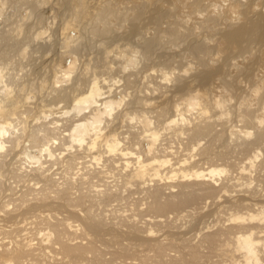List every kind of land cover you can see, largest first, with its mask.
I'll list each match as a JSON object with an SVG mask.
<instances>
[{"label": "bare ground", "instance_id": "obj_1", "mask_svg": "<svg viewBox=\"0 0 264 264\" xmlns=\"http://www.w3.org/2000/svg\"><path fill=\"white\" fill-rule=\"evenodd\" d=\"M7 1L8 0H0V17L1 18H3L2 14H4V11H6V9H7ZM19 1L22 2L19 5L26 4V8H29V14L33 17L31 19L32 20L31 22L27 21L28 19L26 20L27 22L25 21L27 23V24H25L27 27H26V31H23V32H25L24 37H21V38H23L24 41H20L21 38H19V40H17L18 36L16 39H14L13 36H11V34L9 33L10 30L5 31L4 29H1V31H0V115H1V120H0V195H2L1 197L3 199V200L0 199V212L3 213L2 217L0 218V264H18V262H20V260L21 261L23 260L24 263H26V264H28V263L29 264H95L96 262H99L100 257L102 259V260L100 259L101 262H103L104 264H120V263H117L116 261H121L122 259H120V258L126 256L125 255L126 251H124L123 249H126V247H128L127 245H129L131 243L129 240L122 242L123 239H121V240L110 239V241L112 243L109 244L110 246L106 245L104 248H99L100 247V246H98L99 244L97 243L98 244L97 245L95 243V239H98L99 242L106 241L107 236L111 232L109 230L110 228L107 227V225H108L107 221H109V219L112 218V217H110V215L113 214L114 216H117L116 211L113 208L118 203V201H120V198H119L120 196L113 197L112 199H110L111 197L109 198L108 196H105V191H109L108 194L115 192V195H120L119 192H122L121 193L122 196H124L123 193H124V191H126L127 192V197H126L127 199H129L131 196H133L135 194L140 195L142 193L143 195H141L139 197L140 199L137 197L138 200L133 201V203L134 202L136 203L134 208L139 207V209L137 210L138 213L136 212L138 215L142 216L143 212L145 213L144 215H148V214H146V212L151 214L152 219L148 218L147 221L149 220V221L155 222L156 224H162L163 222H165V219L161 218V217H162V215H166V214H167V219L169 217L171 219L175 218V220L179 219L178 221H180L181 219H184L185 216H187L188 212L194 211V212L198 213L200 211L199 209H201V208L198 209L197 207H192L191 205H193L197 199H200L201 196L209 193L208 189H213L214 191H216V189H214V186H215V187L219 188V191L222 189L221 192L223 191V193L225 195H229V194H227V190H226L227 188H225L224 185H220L221 183H219L218 180H222L223 177L226 176L230 172L228 169H226V167L219 166V164L217 165L215 163L220 159L221 160L227 159L229 156H231V153H233V152H227L228 150L223 151V152L220 150H216L218 146L225 147L226 143L231 144L233 142V144H234L236 142L237 144L235 143L236 145L232 151L238 150V152H241V153H247L249 151H253L254 153L253 152H252L253 154L251 153L253 156H250V158L247 157L249 159L248 161L250 164L249 163L248 164L250 165V167H253L255 161H257V159L260 158L259 156L262 153V151L260 152L259 147L264 142V116L257 117V118H255V116H253V114L255 113L257 108H253L254 105L252 103H251V105L253 107L249 106L247 109L244 108L243 111H241V113L239 115L234 116V118H236V119L232 122V124H233L232 126L235 127V125L238 124L239 127H236L238 129V132H234V134H232L233 133L232 132L230 134L232 139L229 142H227L226 137L224 139L222 131H220V132L215 131V127H214V125H212V123L207 122L204 124L196 125L194 130H192L193 132L191 135L192 140H193V138H195L194 139L195 142L192 145H190L189 148L186 149L187 150L186 154H188L189 152H195L196 151L197 154L199 155V158H198L199 160L195 161V163L193 160L192 161L193 163H191L192 165H190L189 162H187L189 157H183L182 160H177V161L172 162V157L170 155H173V156L175 155L171 152L172 147H170L171 150L170 149L168 150L167 147L162 148L160 153L163 154V157H160L159 155L154 153L155 149H157L156 146H157V144L159 142L158 140L160 138V136H159L160 133H159V130L157 129L158 127L157 128L153 127L152 130L150 129L151 130L150 134H149L150 142H148L144 148L142 146H135L138 149V151H136V152H134L132 150L134 148L131 149V147H129V145L125 146V144L122 141V138H119L117 136V134H120V133L116 134V132H115L118 128L116 130L112 129V131H110L111 129H109L107 131V128L109 127L108 125H106V122H108L107 120H112V121H115V119L125 120V117H126L127 119L128 118L130 119V123H131V122L135 121L136 118L139 117V115L137 116L138 113L148 112V109L145 106L146 102L142 99V97H139V95L135 94V95H133L134 98L132 100H129V101L127 100L128 103L126 106H125L126 102H125V94L124 93L120 94L121 93L120 92L119 94H117V95H121L119 100L114 99L115 97L113 98V94H111L113 87L111 86V84H109V81L111 80L113 82L112 84L115 85V84L119 83L122 79L120 80V78H116V77L110 78L106 74H104V76L106 75L109 78L103 77L102 74L97 77L95 75L97 66L94 68H91L94 72H92L93 75H92L91 79L88 76L89 80L85 79L82 76L83 72L81 73V75H79L80 73L74 74L75 73L74 70L77 67L76 62L79 61V56L81 55L80 57H83V55L79 54V52L80 53H84V52L88 53L90 50V46L93 48V45H94V44L90 45L89 42L90 41L92 42V40H94L93 39L94 37H98L100 39H103V38L106 39V38L112 37V36L115 37L117 35L116 31H113V29L111 30L112 27L110 26V22H109V21H111V20H109V18L110 17L115 18V13H117L118 9L116 8V10H113V9H115V6L112 7V5H114L118 2L117 0H113L112 2L107 0V2L104 4L105 10L102 12L98 11L96 13L97 15L95 14L96 17L95 18L93 17L94 19L90 22V26L88 27L89 29H87V30L83 29L85 31V36L87 37L86 41H84V42H77L76 41L77 44L76 43L73 44V42H74L73 41L72 42V44L74 45L73 48L71 47L72 46V44H71V46H70L71 49H69V50L67 49L69 51V54H67V55H69L71 57V64H69L70 62L65 63V65L60 64L62 66L59 67V69L56 68L57 72L55 73V77H53V80H51V83L49 85L50 86L49 94H51V97L49 99L40 97V99H38L34 102L37 104V107H38V105L43 106L45 108V110L43 111L42 116L40 115L36 118L34 117V119H35V120L33 119L34 124H33V126L31 125V130L29 132V135L24 137V133H26V131L24 132L23 129L25 127L20 122L22 119H26L28 117V113H31V112H29L30 110L27 108L26 105H27V103H29L28 99L31 98L30 95H31L32 91L37 89L38 85H40L41 82H46V78L49 76V75L47 76L46 73H48V72H46V68H44L45 61H48V60L45 59L43 61L41 58L40 62H38L40 67L36 64H35V66H34V64H30V67L27 68V70L25 71V74L22 72L24 75L18 76L17 69L15 68L16 66H14L11 63V60L15 56L14 51L17 50V48L14 46H19V44H20L22 46L23 45L26 46V48H27L28 45H32V44L34 45V38H33L34 32L32 33L31 31L36 30V28L38 27L37 25L41 24L39 26H40V28H42V31H39L38 33H40V35L49 33L50 29L52 28L51 26L49 27V23L52 22L51 21L52 19L50 18L51 20H48V22H47L45 19L46 15H43L44 13L40 14V12H39L35 15V12L37 11V9L42 7L41 0H17V3H19ZM61 1L64 2L65 5L68 6V3H69L68 0H60V2ZM128 1H130V0H125L126 3ZM140 1L141 2L139 4H141L144 0H140ZM158 1H159V3H164L165 5H168L169 6L168 9L159 8L157 5L158 8H156V7L152 8V12H153L152 14L149 15L146 13V16L143 18H147L149 20H152L155 18L154 23L156 25V30H159L158 31L159 33L161 30H162V33H165L163 30L168 29V34H165L166 39H164V37L162 35L160 36L161 37L160 40H158V35L154 36L153 38H143V41L141 40V42L139 44V47L141 48V50L132 49L131 54L129 55V59L126 60L127 61L126 64H123L122 62H119V61H114L115 57H118L119 55L116 52H113L114 49H112V47H111V49L107 50L108 52H105L107 55L105 54V58L103 60L104 62L101 64L108 65L107 69H110V68L112 69L114 67L113 64L116 63L122 69V71H124L129 67V63H134L135 61L138 62L136 59L139 55H141V57H142L141 60H143L147 64V59L151 58L152 56H155L156 54H158L159 59H161V60L163 59L162 61H164V62H169V63L174 62L173 61L174 56L171 57L172 55L170 56V54H171L170 52L167 53V54H169L170 57L168 55L164 54L165 51L163 50L162 46H164V45L167 46L168 43L176 45V43L178 44L179 41H182L185 43V44H183V45H185L184 47H186L188 52L196 59L197 64H200L203 67V68L200 67L202 69L198 68L200 70H199L198 74L194 76L196 79V82H198V84L200 86L209 84L211 74L206 70V67L208 66V64H205L206 63L205 52L207 50H209V48H208V46H206V44L204 42L205 41H208L207 43L212 42L213 40H215L216 37H214V39H212L211 37L210 38L205 37V39L203 38V39L199 40L198 38L195 37L194 30H191V29H190L191 32L188 31L189 32L188 36L184 35L181 32V30L179 29L180 23H179V20L176 19V16H175V12H177L178 8L181 11H183V7L185 5H188V6L190 4L193 5L197 1H200V0H193L191 3H189L190 0H184V1H182V0H158ZM160 1H162V2H160ZM202 1H203V5H202L203 8L201 7L202 10L197 12L196 17L202 18V17L206 16L208 13L210 14L212 12V15L208 16L207 18L205 17L204 23L207 21H213V22H216V23H213V25L214 24H215V26L220 25L222 22L219 23V21H220L219 16H221L225 13V11L223 10L224 9L223 7H224V5H226L225 2L227 0H212V2H210L208 0L207 3H204L205 0H202ZM230 1H231V3H230ZM250 1H252V0H246L247 3ZM9 2H10V0H9ZM11 2H12V0H11ZM228 2L229 3H227V2L226 3L231 4L229 6L231 7V10L234 12H235V10L233 8H235L236 4L239 7L241 5L242 8L246 5L244 3L245 0H228ZM123 3L124 2L122 1V4ZM10 4L12 6V3H10ZM45 4H46V2H45ZM61 4H63V3H61ZM249 5L245 6L243 9L246 13H248ZM133 6H135V5L127 6V4H126L123 7L124 8L123 13L127 12L129 15V13H130L129 9H132L131 7H133ZM146 6L148 7L149 5L146 4ZM12 7L15 8L14 5ZM61 7H63V5ZM149 7L151 8V6H149ZM149 7L147 9H150ZM22 8H24V7H22ZM99 8H101V7H99ZM72 9H75V8L72 7ZM72 9L70 8V10H72ZM143 9H145V7L139 8L138 9L139 13L136 11V13H138L137 14L138 16L145 14V13H143ZM75 10H74V13L77 12V9H75ZM221 10L224 13H221L222 12ZM27 12H28V10H27ZM113 12H115V13H113ZM183 12H187V11H183ZM20 13L22 14V12H20ZM47 13H49V12H47ZM72 13H73V11L71 12V14ZM227 13H230L232 15V12H230V11H227ZM242 13H244V12H242ZM29 14L27 13L28 16H29ZM78 14H80V12ZM234 14L236 16H238L239 12L236 11ZM82 15H84V14H82ZM65 16H66V12H65L64 17ZM171 16H172V20L169 22L168 20ZM190 16H191V14H188V17H189L188 22L189 23L192 22V24H193V22L195 20L193 21L192 17H190ZM240 16H241V13H240ZM23 17H27V16H23ZM47 17H50V16L48 15ZM68 17H69V14H68ZM52 18H53V15H52ZM263 18H264L263 12H256L255 11V13H253L250 16V18L248 17L249 20L247 21V23L238 22V25H235L232 22L230 24V27H228L225 31L224 30L222 31L221 36L225 39L227 45H230V44L233 45L234 42H238V41L244 43L245 46H242L238 50H236L237 51L236 52L237 58H241V60H244L245 56L250 55L251 51L256 47V46H251L250 44L251 43L257 44L259 42V37L264 38V30L261 29L262 27H264V25L262 23ZM5 19H7V18L5 17ZM23 19L24 18H22V20ZM62 19H65V18L62 17ZM115 20H117V21H115ZM115 20H113L115 22V24H117V22L119 21L122 25V23H124L126 19L122 20L118 15H116ZM136 20H137V18L135 17L134 22H136ZM57 21L59 22V20H57ZM61 22H62V20H61ZM65 22H67V21H65ZM132 22H133V18L130 19L129 23H132ZM88 23H87V25H88ZM97 23L101 24L102 27L96 26ZM146 23H147V21H146ZM163 23L166 24V27L164 29L160 30L159 27ZM20 26H21V24H20ZM59 26H60V24H59ZM59 26H58V28H59ZM12 29L13 28H11V32H12ZM215 29H217V28L215 27ZM37 30H39V29H37ZM213 31H215V30H213ZM158 32H156V33H158ZM256 33H257V36L256 35L251 36V34H256ZM121 34H122V31H121ZM214 34H216V33H214ZM37 35H39V34H37ZM48 35H50V34H48ZM193 35H194V42H192L189 39V37L193 36ZM66 37H68V36H66ZM120 37H123V36H120ZM41 38H42V36H41ZM134 38H136V37H134ZM178 38H179V40H178ZM118 39H120V38H117V40ZM63 40H65V39H63ZM58 41H60V40H58ZM94 42H95V40H94ZM75 44L77 47H75ZM61 46L63 47V45H61ZM12 47H14L13 49H15V48L16 49L13 50ZM36 47H37V49H35V51L41 50L43 52H46V53L48 52V53H52V54L55 52V50L52 48L53 47L52 44H49V43L48 44L37 43ZM30 48L32 51L33 49L31 46H30ZM140 48H138V49H140ZM93 50H94V48H93ZM157 51H162V52L157 53ZM12 52H13V54H11ZM18 52L17 53L20 55L21 53H20L19 49H18ZM43 52L40 54V56L41 55L44 56ZM108 54H110V55L113 54L114 59L113 58L108 59V56H109ZM178 54H176L175 57H177ZM55 55L56 54H54V57H55ZM184 56H185V53H184ZM184 56L180 55V56H178V58L184 59ZM23 58H25V57H23ZM97 58H100V57L97 56ZM256 59H257V56H255L254 60H256ZM19 60H18V63L20 62ZM91 60L94 61V63H95L94 66L98 65V64H96L97 62H95L96 60H94V59H91ZM231 60H234V59H231ZM90 61H88V62L90 63ZM99 61H98V63L102 62V60L100 62ZM226 61L229 62L230 60L228 61V58H227ZM235 62H236V60H235ZM6 64L11 66L10 67L12 69L11 72H9L10 70L6 68V66H5ZM157 64H159V62ZM238 64H240V63H238ZM249 64H251V66L248 65V67L245 66L244 69L242 68L243 70H245V68L250 69V70H246L245 73L243 72L244 76L245 77L247 76L248 79H250L253 76L254 70L256 71V76L259 75L258 72L264 73V68L258 69V67L256 68L252 62ZM103 65H100V66H103ZM193 65L195 66V64H193ZM229 65L230 64H228L227 67ZM234 65L230 66L229 68H232ZM22 66H23V64H22ZM22 66L20 67L21 69H23ZM24 66H26V65L24 64ZM46 66H47V64H46ZM85 67H87V66H85ZM261 67H259V68H261ZM137 68H138V66H137ZM137 68H135V69H137ZM100 69H98V70H100ZM103 69H104V67H103ZM232 69H234V68H232ZM77 70H79V69H77ZM130 71H132V70H130ZM158 71L160 73L159 82L161 84L166 82V80L169 79L171 74L173 75V73H175L169 69L167 70L165 66L159 67L156 72H158ZM236 71H238V70H236ZM101 72H102V70H101ZM109 72H110V70H109ZM181 72H180V74H182ZM239 72H240V70H239ZM115 73H117V72H115ZM228 73H231V72H228ZM228 73H226V74H228ZM224 74H225V72L221 73V75L219 74L220 75L219 77H221V79H220L221 83L223 81V85L228 90L232 89V88H230V87H233L232 83H231L232 81L227 80L226 75L224 76ZM137 75H138V73H137ZM178 75H179V73H178ZM189 75H187L188 78H189ZM110 76H111V74H110ZM121 76L122 75H120L119 77H121ZM254 76H255V74H254ZM31 77H33V79ZM219 77H218V79H219ZM49 78L50 77L47 78V81ZM148 78L149 77L147 76V79ZM177 78H179V76ZM237 79H238V77H237ZM30 80L32 82H29ZM68 80L70 81V83L67 86L66 85L64 86L62 83H64V82L66 83ZM181 80L182 79L180 78L178 81L175 82L176 87L174 88V90H172V93L174 95L170 96V98L167 100L163 99L166 101H164L160 106H158L159 107L158 111H160V113L158 112V116H156V119H158V117H163L162 120L166 122L164 129L169 128V132L170 131L174 132L177 136H182V135L185 136L184 128L186 127L187 122H190L189 119L185 117V112H188L189 114L192 112H194L196 114L197 113L198 114L199 113L204 114V113L208 112V109H207L208 106H203V107L199 106L200 100H199V96L197 95V93L194 95H189L186 98H183L181 96L184 92H187L186 90L188 89L187 84H186L187 82L185 83V82H182ZM191 80H192V76H190V81ZM187 81H189V80H187ZM129 82L131 83L132 81H131V79H129L127 77V79L125 80V83L127 84ZM59 83H61L62 85ZM146 83H147V80H146ZM166 83H168V82H166ZM139 84H140V82H139ZM139 84H137V85H139ZM258 84H256V85L258 86ZM105 85L107 88L106 90H105ZM135 87H136V85H135ZM151 87L154 88V86H151ZM215 88H218V85H216L213 90H215ZM138 89H139V87H138ZM155 89H156V87H155ZM206 89L207 88H205V90ZM120 90L122 91V89H120ZM216 90H218V89H216ZM253 90H255V92H253V94L252 93L251 94H252V96L254 94L256 96V94L259 91L257 92L258 89H253ZM220 91H222V90H220ZM33 92H35V91H33ZM122 92H124V91H122ZM139 92H140V90H139ZM145 92H147V91H145ZM210 92L214 93L215 91L214 92L210 91ZM8 93L12 94L14 96V98L10 100L7 97ZM115 93H117V92H115ZM216 93L217 92H215V94L213 95V97H215V98L218 94V93L217 94ZM153 94H155V93H153ZM47 95H48V93H47ZM36 96H38V95L36 94ZM174 97H176V101L173 100ZM256 97H258V96H256ZM130 98H132V97H130ZM130 98H128V99H130ZM218 98L214 99V101H215L214 105H216V106L219 105V107H221L226 100H221L222 98L221 99H218ZM233 98H234V96H233ZM260 98H261L260 102H261V104H263L264 103V95H262ZM44 100L45 101L47 100V101L44 103L43 102ZM180 100H184L185 102L179 103ZM209 100H211V98ZM60 102H65V104H62ZM173 103H174V105H173ZM182 103H185V106L187 109H183V107L181 106ZM203 103H204V101H203ZM210 103H211V101H210ZM58 104L64 105L63 106L64 108L62 107L63 111L61 113L58 112L61 110L56 109L58 107L56 105H58ZM204 104H202V105H204ZM206 104H208V103L206 102ZM211 105H213V104L211 103ZM240 105H241V103H240ZM123 106H125V107H123ZM180 106H181V108H180ZM52 107H54V108L56 107L55 109L59 113V118H61V119L67 118V119L66 120L64 119L65 121L62 120V122H60L61 120H59L57 118L54 119L56 117V115H55V117L52 116V114H53ZM29 108H30V106H29ZM234 108H236V107L234 106ZM211 111H213V110H211ZM54 112H56V111H54ZM141 114H143V113H141ZM30 117H32V116H29V118ZM15 119H16V121H15ZM33 122H31V123H33ZM147 122H148V125L152 126V121L149 118H148ZM110 123H109V125H110ZM138 123H139V121H138ZM258 123H260L263 127L260 128L261 127L260 124H259V126H257ZM20 124L23 126L22 130H21ZM64 124H66V125H64ZM131 126L132 125H128V128H130ZM254 128H255V130L252 132V130ZM61 129H62V131H61ZM24 130H26V129H24ZM14 131H16V136H11V133ZM130 131L131 130H129V134H131V136L130 135L129 136L134 138V140L135 139L138 140L139 135H141L140 134L141 132L140 133H133ZM134 131H136V130H134ZM110 132H112V134ZM211 132L215 133V134H213L212 137H209V139L211 138V141L210 142L208 141L209 144L204 146L203 149H200V145L202 144L201 143V137L209 136V134ZM105 133L107 136L110 137V139L104 138L105 139V141H104V140H102V137H104ZM57 134H59V136H57ZM239 134H243V136H244L243 139ZM127 137H128V135H127ZM98 140L104 141L103 142L104 143L103 144L104 152H106V153L112 152L113 153L112 154V156H113L112 163H114L116 165V167L120 168L119 173L123 177L122 181H124V184L122 183V185H123L122 187H124V191L120 190V191H113L112 192L111 191L112 185L109 186V184H106V183H105L106 184L105 187L103 188L105 190H102V188L98 189V186L100 184H98L97 181L94 180L95 183H91L92 181L90 182V180H93L95 177H97L98 173L100 174L102 171H103L102 173H104V174L114 176V173L112 172L113 168L108 169L107 167L104 168L102 166H98V170L93 169V171L91 173L90 172H86V173L83 172V175L80 177H77V178H73L70 175L65 174L66 172H68L70 170L72 171L75 168H79V167H77L79 163L82 164V161L80 160V156H78L79 155L78 150L85 151V152L88 150H93V149L97 150V144L99 142ZM137 143H138V141H136V143L132 142V146H134V144H137ZM217 144H218V146H216ZM161 145H164V144L161 143ZM236 147H237V149H235ZM97 154L99 155V153H97ZM248 155H250V153H248ZM192 156L193 155H191L190 157H192ZM99 158L101 159V156H99ZM260 159H262V158H260ZM200 161L202 163L200 166H198L196 163L200 162ZM104 162L105 161L103 160V163ZM206 163L208 165L203 166ZM195 164L197 165V167ZM257 165H258V163H257ZM248 166H246V167H248ZM63 167L66 169H64L65 172L62 174L63 175L62 176L59 174V172L63 171ZM163 167H165V168H163ZM245 169H246L245 167L241 168L242 171H247ZM32 172H33V174H32ZM35 172L38 173L39 175L34 174ZM10 173L14 174L15 176L16 175L19 176L21 179H24V181L27 182L28 184L32 182V180H30L31 177L36 178L37 176L42 175L43 178H41V179L43 182L33 180L34 183L32 182L33 183L32 185L39 184V186L37 188L40 187V189H37V188L33 189V188L29 187L32 185H29L28 187H26L27 191L21 190L22 193H20L19 197L14 198L11 196L13 193H11L12 189L9 187L10 186V179H11ZM21 174L23 177H21ZM30 174H32L33 176H31ZM73 174H75V173L73 172ZM147 179L149 180V182L156 181V183L162 182L164 184L163 185H157L155 183H153V184L150 183L152 187L146 188V192L144 193V191L143 192L141 191L140 187H139L140 190H138L139 188H137L136 186L142 185L143 183L145 184V182H147ZM75 180H80L81 182H79V183H82V184L79 185V183H75L74 182ZM85 180H88L90 182V188H86L85 186H81V185L86 183V182L83 183V181H85ZM207 181H210L209 183L213 184L214 186L207 183ZM89 182L87 184H89ZM101 182H103V181H101ZM226 182H227V180H226ZM240 184H241V182H240ZM242 185L246 186V183H244ZM204 186H207L209 188L206 189V188H204ZM231 187L233 188V186H231ZM166 188L169 190H171V189L172 190L169 192H166L167 191V190H165ZM246 188H248V187L246 186ZM71 190H75V191L72 192ZM262 190H263V188H262ZM254 194H255V192H254ZM256 196L254 195V198L252 197L250 199H247L246 197L240 196L239 198L241 199L242 204L237 205V206L232 205V203L234 204V202L229 204L228 201H230L229 199H231V197L226 198V202H228L227 210H228L229 215L227 218L224 219L223 225H221V226L231 227V228H225V229L228 230V232L233 233L232 234L233 236L229 238L232 242L233 254L229 253L230 254L229 256L226 255L227 258L222 259V257H221L220 260L218 258L217 260L220 261V263H218V264H264V243L262 240H260L262 237H264V208L261 207L262 208L261 211H256V210L254 211V209H252L256 204V203H254ZM15 199H18V203H20L19 205L15 204V202L17 203V200H15ZM32 200H35L36 203L39 202L40 200H42L41 204H43V203L49 204V202H47V201H51L50 205L51 204H55V205H51L52 208L51 207L41 208L42 205L41 206L40 205L31 206L30 209H32V212H30L31 214L29 215L30 220L27 221L28 217H26L25 211L22 212L21 211L22 209L20 210L19 207L20 206L22 207L24 204H26V203H24L25 201L31 202ZM106 200H109L106 203V205L102 204V203H105L104 201H106ZM121 200H123V199L121 198ZM247 200H249V201H247ZM237 201H238V199H237ZM235 203H236V201H235ZM9 204H13V206L18 205V207H16V208L14 207L15 210H14V208H12V210H11V208L5 207V206H8ZM94 204H97L98 206H100V208L102 210V212L100 211L101 213H95V212H93L95 210H93V211L91 210V207ZM57 205H59V206H57ZM76 206H80V207H76ZM186 206L191 207V208L185 209ZM94 207H95V205H94ZM104 207H108V209H106V208L103 209ZM55 208L58 210H56ZM232 208H235V209L240 208V209H237V211H236V210H232ZM74 209H76V210H74ZM18 210H19V212L17 214L19 216L15 215V213H14V211L17 212ZM53 210H55L54 212H55L56 216H54L52 214ZM186 210H187V212H185ZM114 211H115V213H114ZM169 212H174V213L172 214ZM211 212H213V210ZM28 213H29V211H28ZM206 213H208V212H206ZM122 214H123V212H122ZM134 215H135L134 212H133V214H130V216H132V217ZM53 216L56 218H54ZM32 217H34L35 219H33ZM125 217L130 218L129 215H125L124 218ZM36 218L39 221H37ZM77 219L80 220L81 222L78 221ZM200 219H198V220H200ZM33 220H36V223H35L36 225L42 224L41 226L44 225V227L41 228V230L37 229L36 233L33 232L34 234L32 232L30 233V231L25 232V230H27L26 229L27 227L25 226L26 221L32 223ZM80 224H82V227L85 228L87 231H84ZM145 224H146V222H145ZM198 224H200V222H198ZM215 227H216V224L211 225L210 223L206 224V222H205V226L202 227V229L199 230L198 232H194L193 234L191 233L189 235H187L188 233H184L182 237H184L186 239L183 238L182 239L183 241L181 240L184 247L182 245L181 246L183 249L187 248V246H188L187 251H185V250L180 251V253H178L177 255H175L176 254L175 253L173 256H170L171 255L170 250L172 248L171 249H169V248L173 245V243H168L170 245L162 244V243H156L155 242V236H157V235L153 236L154 230L152 229V226H149L147 229L145 228L146 229L145 232H147V234L140 235L143 238V242H139V243L137 242L136 249L135 250L133 249L134 251H132V252L137 253L139 250L138 247L141 246L142 248H145V250H147L146 256L153 257L154 260L159 259L161 264H176V263L179 264V262H185L186 264H193V263H195V261L197 259H202V254H203L202 252L204 251L202 248H205L209 245H212L211 243H215L214 241H216L217 238L220 237V235L224 234V231L222 229L217 230V228H215ZM125 228H127V227H125ZM79 229H81L82 235L74 236ZM58 230L60 231L59 233H58ZM178 230H181V229H178ZM183 230H185V229H183ZM176 231H177V229H176ZM148 233H150V234H148ZM165 233H163V236H166L168 232L166 234ZM56 234L58 237L57 244L59 245V247L58 246L57 247L60 250L61 255L58 253H54L55 252L54 248H51L52 251L50 249H48L49 247L53 246V243H54L53 238L56 236ZM173 235H174V233H171V235L169 236L171 238V240L174 237ZM44 237L46 239V243H44V244H50V245H48L49 247L42 243V240ZM78 237H80V240ZM76 238H78V240L74 243L73 241H75ZM125 238H127V237H125ZM190 238L192 239V241H193V239L196 238L194 240V242L198 241L197 244H193V243L188 242L189 240H191ZM34 239H36L37 241H35ZM184 241H187V242H184ZM123 243L125 244L124 248L121 247V244H123ZM114 244L117 245V248H115L116 247L115 246L113 249ZM223 244H225V245L229 244L230 245L229 241H225V240L223 241ZM175 248H176V246H175ZM115 249H117V250H115ZM216 249H218V247ZM67 250H69V251L83 250L82 253H84V254L79 252V254L77 253L76 256L74 255L75 259H76L74 261L69 256L70 252L68 254V257L65 254ZM104 250L106 252H103ZM142 250H144V249L139 250L140 255H142L141 254ZM56 251H58V250H56ZM150 251L152 253L148 254ZM222 251H225V249L223 248ZM128 252H130V251L127 250V253ZM177 252H179V251H177ZM221 252H219V253H221ZM236 252L240 253V254L238 253V255H237L238 257L234 256ZM88 254H90V255H88ZM107 254L108 255L110 254V257H108V258L105 257V255H107ZM58 255H60V257H58ZM78 255H79L80 259H78ZM221 256H222V254H221ZM43 257L44 258L48 257V259H45V261H44ZM71 257H72V255H71ZM132 258H135V257H132ZM155 258H157V259H155ZM25 259H27L29 261L25 262ZM35 259H37L40 263H37L35 261ZM124 259H127V258H124ZM95 260H96V262H95ZM66 261H67V263H65ZM206 262H207V260H206ZM131 264H133V263H131ZM209 264H211V261Z\"/></svg>", "mask_w": 264, "mask_h": 264}, {"label": "rangeland", "instance_id": "obj_2", "mask_svg": "<svg viewBox=\"0 0 264 264\" xmlns=\"http://www.w3.org/2000/svg\"><path fill=\"white\" fill-rule=\"evenodd\" d=\"M68 1H69L68 6L70 5L69 7L67 5H65L64 2H62V1L60 2V0H47V1L46 0H41L42 7H40L39 9H37V11L35 12V15L40 12V14L41 13H44L43 15H46L45 16V19H46L47 22H48V20H51L52 19L51 21L53 23L52 22L49 23V27L50 26L52 27L50 29L49 33L41 34L40 35V33H38V32L39 31H42V28H40V26H39L41 24H38L37 25L38 27L36 28V30L31 31L32 33L34 32V34H33L34 35V37H33L34 38V45L33 44L32 45H28L27 48H26V46H24V45L22 46V45L19 44V46H14V47L17 48V50H15L16 48L13 49L14 47H12V49L15 50L14 51L15 52V56H14L15 59L13 58L12 59L13 61L11 60V63L14 66H16L15 68L17 69L18 76H23L25 74V71L27 70V68L30 67V64H34V66L36 64V65H38L40 67V65L38 64V62H40L41 58H42L43 61L45 59L48 60V61H45L44 68H46V72L49 73V74L48 73H46V74H47V76L49 75L48 77H50V78L47 81V78H48L47 77L46 78V82H41L40 85H38V88L35 89V90H33L36 93L32 91V93L30 95L31 98L28 99L29 103H27V105H26L27 108L30 110L29 112H31V113H28V117L26 119H22L21 122H20L25 127L24 129H26V130L23 129L24 132L26 131V133H24V137H26V136L29 135V132L31 130V125L33 126V124H34V122H33L34 117L36 118V117H38L40 115L42 116L43 115V111L45 110V108L43 106H39L38 105V107H37V104L34 103V102L36 100L40 99V97H43V98H46V99H49L51 97V94H49V89H50V86L49 85L51 83V80H53V77H55V73L57 72V69L56 68L59 69V67H61L62 65H65V63H69L70 62L69 64H71V57L69 55H67V54H69V51L68 50L71 49V47L73 48V46H74L73 44L76 43V41L77 42H84V41L87 40V37L85 36V31L84 30L89 29L88 27L90 26V22L96 17L95 14L98 11L99 12H102V11L105 10L104 4L107 2V0H81V1L80 0L79 1L78 0H68ZM109 1L112 2L113 0H109ZM117 1L118 2L116 4L112 5V7L115 6V9H113V8L112 9L113 10H116V8H117L118 9L117 10V13L118 14L115 13V12H113V13H115V18H112V17L109 18V20H111V21H109L110 22V26L112 27L111 30L113 29V31H116L117 32V35L115 37L114 36L108 37L106 39H104V38L103 39H100L98 37H94L93 39L95 40V42H94V40H92V42L91 41L89 42L90 45H92V44L95 45V46L93 45L94 50L90 46V50H89L88 53L87 52H84V53H80L79 52V54H82L83 57H80L81 55L79 56V61L76 62V66L77 67L79 66V67L78 68L77 67L75 68V70H74L75 73L74 74L80 73L79 75H81V73L83 72L82 73V76L85 79H88L89 77L91 79V77L93 75L92 72H94L91 68H94V67L97 66L96 67V73H95V75L97 77L102 74L103 77H107V78H109V77L110 78L111 77H116V78H120V80L122 79L119 83H117L115 85L112 84L113 82L111 80H110L111 82L109 81V84H111V86L113 87L111 94H113V98L115 97L114 99L119 100L121 95H117V94H119L121 92L120 94H123V93L125 94V102H126L125 106L127 105V103H128L129 100H132L134 98L133 95H135V94L136 95H139V97H142V99L146 102V105L145 106L147 107L148 112H146V113H144V112L138 113L137 116L139 115V117L136 118L135 121H133V122L130 123V119L129 118L127 119L125 117V120L126 121L125 120H121V119L120 120L115 119V121L107 120L108 122H106V125H108L110 127V128L109 127L107 128V131L109 129H111L110 131H112V129L113 130H116L118 128L115 132H116V134L117 133H120V134H117V136L119 138H122V141L125 144V146H128L129 145V147H131V149L134 148V149H132L134 152L138 151V149L135 146H142L144 148L147 145V143L150 142V140H149L150 139V137H149L150 131L153 129V127H156V128L158 127L157 129L159 130V133H160L159 136H160V138H159V140H158L159 142H158V144L156 146L157 149H155L154 153L157 154V155H159L160 157H163V154L160 153L161 150H162V148L167 147V149L169 150L170 147H172V150L171 149L170 150H171V152L173 154H175L174 156L173 155H170L172 157V162L177 161V160H182L183 157H189L187 162H189V164L192 165L191 163H193L192 162L193 160H194V163H195V161L199 160L198 159L199 158V155L197 154L196 151L195 152H189L188 153L189 155H188V154H186V152H187L186 149L189 148V146L192 145L195 142V140H194L195 138H193V140H192V136L191 135H192V132H193L192 130H194V128L196 127V125L204 124V123H207V122L212 123V125H214V127H215V131H218V132L222 131L223 132L224 139L226 137L227 142H229L232 139L231 136H230V134L232 132H233L232 134H234V132H238V129L236 127H239L238 124H236L235 127L232 126L233 125L232 122L236 119V118H234V116L235 115H239L241 113V111H243L244 108L247 109L249 106H252L251 105V103H252L254 105V107L253 106L252 107L253 108H257V110L255 111V113L253 114V116H255V118L264 116V103L261 104V102H260V99H261L260 97L262 95H264V78H263L264 77V73L263 72H258L259 75L256 76V71L254 70L253 73L255 74V76L253 74V76L250 79H248L247 76L246 77L244 76V73L246 72V70H250V69H246L245 68V70H243L245 66L246 67H248V65L251 66V64H249L251 62L254 64V66L256 68L258 67V69H263L264 68V64H263L264 63V38L263 37H259V42L257 44L251 43L250 44L251 46H256V47L251 51L250 55H246L245 58H244V60H241V58H237L236 57L237 56V54H236L237 51L236 50H238L242 46H245L244 43L238 41V42H234L233 45L232 44L227 45L225 39L221 36L222 35V31L223 30L225 31L228 27H230V24L232 22L235 25H238V22H240V23H247V21L249 20L248 17L250 18V16L253 13H255V11L256 12H263V15H264V0H252V1L248 2V3L245 0V2H244L246 4L245 6H247V5L250 4L249 5V8H248L249 9L248 10V13H246L243 10L245 6L242 8L241 5L239 7L236 4L235 5V8H233V9L235 10V12L236 11L239 12L238 16H236L234 14L235 12L231 10V7L229 6L231 4H227V3H229L228 0H227L226 1L227 3L225 2L226 5H224V7H223L224 8L223 10L225 11L226 14L221 10L222 11L221 13H224V14L221 15V16H219V19H220L219 23H221V22L222 23L220 25H218V26H215V24L213 25V23H216V22H213V21H207V22L204 23L205 17L207 18L208 16L212 15V12L210 14L207 12L208 14L206 16L202 17V18H197L196 17L197 16V12L200 11V10H202L201 9V7L203 5V1L202 0L197 1L196 2L197 4L196 3L193 4V5L190 4L189 6L188 5H185L183 7V11H187V12H183L179 8H178L177 12H175L176 19H178L179 20V23H180V25H179L180 28L179 29L181 30V32L184 35L188 36V33L191 32L190 31V29H191V30H194V35L199 40L200 39H203V38L205 39V37L206 38L207 37H209V38L211 37L212 39H214V37H216L215 40H213V41L211 40L212 42H209V43H207L208 41H205L204 42L206 44V46H208V48L210 50V51L207 50L205 52V55L207 56V57L205 56V58H206V63L205 64H208V66H207L208 68L206 67V70L211 74V78H210L209 84H207V85H201V86L198 84V82H196V79H195L194 76L197 75L198 72H199V70L202 69L203 67H202V65L197 64L196 59L188 52V50L186 49V47H184L185 45H183V44H185V43L182 42V41H179L178 44L176 43V45H173V44L168 43V45L166 44L167 46H165V45L162 46L163 47V50L165 51L164 54H166V55L169 56V54H167V53L170 52L171 53L170 56L171 55H172L171 57L174 56V60H173L174 62H170V63L169 62H164V61H162L163 59L162 60L159 59L158 54H156L155 55L156 57L155 56H152L151 58H148L147 59V64H146V62H144L143 60H141L142 59L141 55H139L136 60L138 62L140 61L139 62L140 64L138 62H136V61L134 63H129V67L126 70H124L125 72L122 71V69L116 63L113 64V66L115 68L113 67L112 69L111 68L110 69H107L108 68V65L101 64V63L104 62L103 60L105 58V54H106L105 52H108L107 50L108 49H111V47H112V49H114L113 52H116L119 56L118 57H115V59H114L113 54L112 55L108 54L109 55L108 56V59L109 58H111V59L113 58L114 61H119V62H122L123 64H126L127 63L126 60L129 59V55L131 54V50L132 49L141 50V48L139 47V44H140L141 40L143 41V38H153L154 36L158 35V40H160L161 39V37H160L161 35L164 37V39H166L165 34H168V29H164L166 27V24L165 23H163L159 27L160 30L161 29H164L163 31L165 33H162V30L159 33L158 32L159 30H156V25L154 23L155 18L152 19V20H149L147 18H143V17L146 16V13L149 14V15L153 13L152 12V8L153 7L154 8L155 7L156 8L159 7V8L168 9V7H169L168 5H165L164 3H159L158 0H144L141 4H139L141 2L140 0H130L127 3L125 2V0H117ZM122 1L124 2L123 4H122ZM182 1H184V0H182ZM192 1L193 0H190L189 3H191ZM207 1L208 0H205L204 3H207ZM209 1L212 2V0H209ZM45 2H46V4H45ZM160 2H162V1H160ZM10 3H12V6L14 5L15 8L12 7ZM20 3H22V2L19 1V3H17V0H14V1L12 0V2L10 0V2H9V0H8L7 1V9H6V11H4V14H2V17L3 18L0 17V31H1V29H4L5 31H9L10 30L9 33L11 34V36H13L14 39H16L17 36H18L17 40H19V38H21V37H24L25 32H23V31H26V27H27L25 24H27L26 23L27 21L31 22L32 21L31 19L33 18L29 14V8H26V4L19 5ZM61 3H63V4H61ZM230 3H231V1H230ZM126 4H127V6L135 5V6L131 7L132 9H129V12H130L129 15H128L127 12H124L123 13V11H124V8L123 7ZM146 4L149 5V6H151V8L148 6L150 9H147L148 7L146 6ZM62 5H63V7H61ZM157 5H158V7H157ZM22 7H24V8H22ZM72 7H74L75 9H77V12L76 13H74V10L75 9H72ZM99 7H101V8H99ZM142 7L143 8L145 7V9H143V13H145V14H142L141 16H138L137 15L139 13L138 12V9L139 8H142ZM70 8L72 10H70ZM26 9L28 10V12H27ZM226 10L232 12V15L230 13H227ZM72 11H73V13L71 14ZM136 11L138 13H136ZM20 12H22V14ZM47 12H49L50 14L47 13ZM65 12H66V16L64 17ZM79 12H80L81 15L78 14ZM242 12H244V13H242ZM27 13L29 14V16L27 15ZM240 13H241V16H240ZM68 14H69V17H68ZM82 14H84V15H82ZM188 14H191L190 17H192L193 21L195 20L193 22V24H192V22L191 23L188 22L189 21L188 20L189 19ZM48 15L50 17H47ZM52 15H53V18L55 17L54 19L52 18ZM116 15H118L122 20L126 19L125 22L122 23V25H121V23L119 21L117 22V24H115V22L113 21V20L116 19ZM4 16L7 19H5ZM23 16H27V17H23ZM28 17L29 18L31 17V18L29 19ZM62 17L65 18V19H62ZM135 17L137 18L136 22H134ZM22 18H24V19L22 20ZM131 18H133V22L132 23H129V21H130ZM57 20H59V22ZM61 20H62V22H61ZM171 20H172V16L169 18L168 21L170 22ZM65 21H67V22H65ZM115 21H117V20H115ZM146 21H147V23H146ZM87 23H88V25H87ZM262 23L264 25V18L262 19ZM20 24H21L22 27L20 26ZM59 24H60V26H59ZM58 26H59V28H58ZM96 26L102 27V25L99 24V23H97ZM215 27L219 31L217 29H215ZM11 28H13L12 29V32H11ZM37 29H39V30H37ZM261 29L264 30V27H262ZM213 30H215V31H213ZM121 31H122V34L123 35L121 34ZM156 32H158L159 34L156 33ZM214 33H216V34H214ZM37 34H39V35H37ZM48 34H50V35H48ZM194 35L189 37V39L192 42H194ZM254 35L257 36V33L256 34H251V36H254ZM41 36H42V38H41ZM66 36H68L69 38L66 37ZM120 36H123V37H120ZM134 37H136L137 39L134 38ZM117 38H120V39L117 40ZM63 39H65V40H63ZM58 40H60V41H58ZM178 40H179V38H178ZM20 41H24L23 38H21ZM72 42H73V44H72ZM37 43H39V44H43V43L52 44V46H53L52 48L55 50V52L52 54V53H48V52L47 53L46 52H43L41 50L35 51V49H37V47H36V44ZM71 44H72V46H71ZM76 44H75V47H77ZM61 45H63V47ZM30 46L32 47V49H33L32 51L33 52L31 51ZM138 48H140V49H138ZM18 49H19V51L21 53L20 55L18 54L19 53L18 52ZM162 51H157V53H161ZM42 52L44 53V56L43 55L40 56V54ZM184 53H185V56H184ZM11 54H13V52ZM54 54H56L55 57H54ZM176 54H178V56L183 55L184 56V59H179L178 56L175 57ZM21 55L23 57H25V58H23ZM96 55L99 56L100 58H97ZM255 56H257V59L256 60H254ZM227 58H228V61L230 60L229 62L226 61ZM91 59L96 60L95 62H97L96 64H98V65H95L94 66L95 63ZM98 59L100 61L102 60V62H100ZM231 59H234V60H231ZM18 60L20 61L19 63H18ZM235 60H236V62H235ZM88 61H90V63ZM98 61L100 63H98ZM158 62H159V64H157ZM238 63H240V64H238ZM22 64H23V66H22ZM24 64L26 66H24ZM46 64H47V66H46ZM60 64H62V65H60ZM193 64H195V66ZM228 64H230V65L227 67ZM84 65L87 66V67H85ZM100 65H103V66H100ZM232 65L235 66V67L234 66L232 67L234 69L229 68ZM5 66H6L7 69L10 70L9 72L12 71V69L10 68L11 66H9L8 64H6ZM21 66L23 67V69L20 68ZM137 66H138V68H137ZM162 66H165L167 70L169 69L172 72H175V73H173V75L172 74L170 75V77H169L168 80H166V82H168V83L164 82L165 84L164 83L161 84L159 82L160 73H159V71L156 72L158 70V68L159 67H162ZM103 67H104V69H103ZM200 67H202V68H200ZM259 67H261V68H259ZM97 68L98 69L101 68V69L98 70ZM135 68H137V69H135ZM198 68H200V69H198ZM77 69H79V70H77ZM101 70H102V72H101ZM109 70H110V72H109ZM130 70H132V71H130ZM236 70H238V71H236ZM239 70H240L241 73L239 72ZM115 72H117V73H115ZM180 72L182 74H180ZM223 72H225L224 76L226 75V79L229 80V81H232L231 83H232V86L233 87H230L232 89H229L228 90L223 85V81L221 83V81H220L221 77H219V76ZM228 72H231V73H228ZM137 73H138V75H137ZM178 73H179V75H178ZM226 73H228V74H226ZM104 74L108 75L109 77L106 76V75L104 76ZM110 74H111V76H110ZM118 75L119 76L122 75V76L119 77ZM187 75H189V78H188ZM147 76L149 77L148 78L149 80L147 79ZM178 76H179V78H177ZM190 76H192V80L191 81H190ZM127 77L129 79H131V81H132L131 83L130 82L127 83V84L125 83V80L127 79ZM218 77H219V79H218ZM237 77H238V79H237ZM31 78L33 79V77H31ZM180 78L182 79L181 80L182 82H185V83L187 82L186 84H187V87H188V89L186 90L187 92H184V93L182 92L183 94L181 96L183 98H186L189 95H194V94L197 93V95L199 96V100H200V105L199 106L200 107L208 106L207 107L208 112L207 113H204V114L203 113H199V114L197 113L196 114L194 112H192V113L189 114L188 112H185V117L188 118L189 121L191 122V123L190 122H187V125L184 128V131H185L184 134H185V136L184 135L177 136L174 132H171V131L169 132V128L164 129V127L166 125L165 124L166 122L162 120L163 117H158V119L160 121L158 119H156V116H158V112L160 113V111H158V109H159L158 106H160L164 101H166L167 99H169L170 96H173L174 95L172 93V90H174V88L176 87V83L175 82L178 81ZM146 80H147V83H146ZM187 80H189V81H187ZM29 82H32V81L30 80ZM139 82H140V84H139ZM69 83H70V81L68 80L66 83L64 82L62 84L64 86L65 85L67 86ZM59 84H61V83H59ZM137 84H139V85H137ZM256 84H258V86ZM135 85H136L137 88L135 87ZM216 85H218V88H215V90H213ZM151 86H154V88H152ZM138 87H139V89H138ZM155 87H156V89H155ZM205 88H207L206 89L207 91L205 90ZM106 89L107 88H106V85H105V90ZM120 89H122V91H124V92H122ZM216 89H218V90H216ZM253 89H258L257 92L258 91L259 92L256 94V96H258L259 98L256 97L255 94L252 96L253 92H255V90H253ZM139 90H140V92H139ZM209 90L212 91V92L215 91V92L218 93V94L217 93L216 94H217V96L219 98L217 96H216V98H218V99H221L222 98L221 100H226L221 107H219V105H217V106L214 105V102H215L214 99H216V98L213 97V95L215 94V92L214 93H211ZM220 90H222V91H220ZM145 91H147V92H145ZM46 92L48 93L49 96L47 95ZM115 92H117V93H115ZM152 92L155 93V94H153ZM36 94L38 96H36ZM233 96H234V98H233ZM7 97L10 100L14 98V96L12 94H9V93L7 94ZM130 97H132V98H130ZM128 98H130V99H128ZM210 98H211V100H209ZM163 99H166V100H163ZM173 100L176 101V97H174ZM202 100L204 101L205 104H206V102L208 104L205 105ZM46 101L44 100L43 102L45 103ZM210 101H211V103L213 105H211ZM181 102H185V101L184 100H180L179 103H181ZM60 103L65 104V102H60ZM240 103H241V105H240ZM62 104L56 105V106H58L57 108L55 107L57 110H61V111H58L59 113H61L63 111L62 107L64 105H62ZM202 104H204V105H202ZM173 105H174V103H173ZM29 106H30V108H29ZM125 106H123V107H125ZM181 106L183 107V109H187L186 106H185V103H182ZM181 106H180V108H181ZM234 106L236 108H234ZM55 108L52 107V109H53L52 116L55 117V115H56V117L54 119L57 118V119L61 120L60 122H62V120H64V119L66 120L67 118H62V119L59 118V113L57 112V110ZM211 110H213V111H211ZM54 111H56L57 113L54 112ZM141 113H143V114H141ZM29 116H32V117L29 118ZM148 118L152 121V126L148 125V122H147L148 121ZM0 120H1V115H0ZM15 121H16V119H15ZM138 121H139V123H138ZM31 122H33V123H31ZM109 123H110V125H109ZM21 124H20V127H21V130H22L23 126ZM259 124L260 123H258L257 126H259ZM64 125H66V124H64ZM128 125H132V126L130 128H128ZM260 126H261L260 128L263 127L261 124H260ZM62 129H61V131H62ZM129 130H131L130 132H133V133H140L141 132L140 133L141 135H139V139L138 140L137 139L134 140V138L130 137L131 134H129ZM134 130H136V131H134ZM254 130H255V128L252 130V132ZM110 133L112 134V132H110ZM213 134H215V133L211 132L209 134V136H203L204 138L201 137V143L202 144L200 145V149H203L204 146H206V145L209 144V142L211 141V138L209 139V137H212ZM127 135H128V137H127ZM239 135L243 139V137H244L243 134H239ZM11 136H16V131L12 132L11 133ZM57 136H59V134H57ZM104 138L105 139H110V137L107 136L106 133H105L104 137H102V140L105 141ZM102 140H100V141L98 140L101 144L97 141L98 142V144H97V150L96 149H93V150H88L86 152L85 151L78 150L79 151L78 152L79 153L78 156H80V160L82 161V164L79 163L78 166H77L79 168H75L74 169L75 171L74 170H72V171L70 170V171L66 172L65 174L70 175L73 178H77V177L82 176L83 175V172L84 173H86V172H90L91 173L93 171V169L98 170V166H102L104 168L107 167L108 169L113 168L112 172L114 173V176L113 175L110 176V175L104 174V173H102L103 172L102 171L100 174L98 173L97 177H95L93 180H90V182L92 181L91 183H95V181H97V183L100 184L98 186V189L102 188V190H105L103 188L105 187L106 184H109V186L112 185V188H111V191L112 192L113 191H120V190L121 191H124V187H122L123 186L122 183L124 184V181H122L123 180V177L119 173L120 172V170H119L120 168L119 167H116V165L114 163H112V160H113L112 154L113 153L112 152L111 153L104 152V150H103V144H104L103 142L104 141H102ZM136 141H138V143L137 144H134V146H132V142H135L136 143ZM161 143L164 144V145H161ZM235 143L234 144H233V142L231 144H227L226 143L225 144V147L226 148L223 147V146H218V144L216 145V146H218L216 150H220L222 152L228 150L227 152H233V153H231V156H229L227 159H223V160L220 159V160H218L215 163L217 165L219 164V166L226 167V169H228L229 172H230L226 176H224L222 180H218V182L221 183L220 185H224V187L227 188L226 189L227 190V194H229V195H225L223 193V191L221 192L222 189L219 191V188L218 187H215L213 184H210L209 183L210 181H207V183H209L210 185L214 186V189H216V191H214L213 189H208L209 187L204 186V188H206V189L209 190V193L204 194L203 196L200 197V199H197L193 205H191L192 207H197L198 209L201 208V209H199L200 211L198 210L199 211L198 213H196L194 211L188 212L187 216H185L184 219H181L180 221H178L179 219L178 220H175V218L174 219H171L169 217L167 219V214L166 215H162L161 218H164L165 219V222H163L162 224H156L155 222H152V221H149V220L147 221L148 218H151V214H149V213L146 212V214H148V215H144L145 213L143 212V215L140 216V215L137 214L138 213L137 210L139 209V207H135L134 208V206L136 205V203L135 202L133 203V201L138 200L137 197L139 198L141 195H143L142 193L140 195L135 194V195L131 196L129 199H127L126 198L127 197V192L126 191H124V193H123L124 196L121 195L122 192H119L120 195H115V192H113L111 194H108L109 191H105V196H108L109 198L111 197L110 199H112L113 197L120 196L119 197L120 198V201H118V203L113 208L116 211L117 216H114L112 214V215H110V217H112V218L109 219V221H107V223H108L107 227L110 228L109 230L111 232L107 236L106 241L99 242L98 239H95V243L96 244L97 243L99 244V245L97 244L98 246H100L99 248H104L106 245H109V244L112 243L110 241V239H112V240L113 239L114 240H116V239L117 240L123 239L122 242H125V241H128L129 240L131 243L129 245H127L128 247H126V249H123L124 251H126V253H125L126 256L120 258V259H122L121 261H116L117 263H120V264H131V263H133V264H161V262L159 261V259L155 258L157 260H154L153 257L146 256L147 250H145V248H142L141 246L138 247V249L139 250L140 249H144V250L141 251L142 252L141 253L142 255H140L139 250H138L137 253L136 252H134V253L132 252V251H134L136 249L137 242L138 243L139 242H143V238L140 235L147 234V232H145V231H146V229L149 226H152V229L154 230L153 236L157 235V236H155V242L156 243H162V244L173 243V245L169 248V249L172 248L170 250V254H171L170 256H173L175 253H176L175 255H177L178 253H180V251H184V250L187 251V249H188V246H187V248H184V249L182 248V246H183V243H182L183 240L182 239L184 238V237H182L183 234L184 233H188L187 235H189L191 233L193 234L194 232H198L199 230L202 229V227L205 226V222H206V224H208V223H210L211 225L212 224H216V227L215 228H217V230L222 229L224 231V234L223 235H220V237H218L217 240L214 241L215 243H211L212 245H209L210 247L207 246V247H205L206 249L205 248H202L204 250L202 252L203 253L202 254V259H197L196 261L194 260L195 263H193V264H209L210 261H211V264H218V263H220L219 260L221 259V257L223 259V258H227V256H229L231 253L233 254L232 242L229 239L230 237L233 236L232 235L233 233L232 232H228V230L225 229V228H231V227L221 226V225H223L224 219L227 218L228 215H229L228 210H227V208H228V206H227L228 205V202H229V204L232 203V202H234V204L232 203L233 206L241 205L242 204V201L239 198L240 196L241 197H246L247 199H250L252 197L254 198V195L256 196L258 194L257 195L258 197L257 196L255 197L256 199H255V202L254 203H256V204H255V206L252 209H254V211L255 210L256 211H261L262 210L261 207L264 208V164H263L264 163V153H263L264 152V142L259 147L260 152L262 151V153H263V154L261 153L260 156H259L262 159L258 158L257 161H255L253 167H250V165H249L250 163L248 161L249 159L247 157L250 158V156H253L252 154L254 152L253 151H249L247 153H241V152H238V150L237 151L235 150L236 152L235 151H232L233 148L235 147V145L237 144V143L236 144ZM235 149H237V147ZM97 153H99V155ZM248 153H250V155H248ZM191 155H193V156L190 157ZM99 156H101V159L99 158ZM103 160L105 161L104 163H103ZM201 163L202 162L200 161V162H197L196 164L198 166H200ZM257 163H258V165H257ZM197 165H196V167H197ZM206 165H208V164L206 163L203 166H206ZM246 166H248V167H246ZM242 167H245L246 168L245 170H247L248 172L247 171H242L241 170ZM163 168H165V167H163ZM64 169H66V168L63 167V171H60L59 172L60 175H62L65 172ZM73 172L75 174H73ZM32 174H33V172H32ZM32 174H30V175L33 176ZM34 174L39 175L36 172ZM10 176H11L10 186L9 185L8 186L12 189L11 190V193H13V194L11 196L14 197V198L15 197H19L20 193H22L23 190L24 191H27V188L26 187H28L29 185H32L34 183L33 180L43 182L42 179H41V178H43L42 175L37 176L36 177L37 179L31 177L30 180H32L33 183L31 182L29 184L27 182H25L24 179H21L17 175H16L17 176L16 177L14 174L10 173ZM21 177H23L22 174H21ZM226 180H227V182H226ZM101 181H103V182H101ZM74 182L75 183H79L81 181L80 180H75ZM88 182H89L88 180L83 181V183H85V184H83L81 186H85L86 188H90V182H89V184H87ZM240 182H241V184H240ZM243 182L246 183V186L248 188H246L245 185H242V184H244ZM150 183H152V184L155 183L157 185H163L164 184L162 182L156 183V181L149 182V180L147 179V182H145V184L143 183L142 185H138L136 187L137 188L140 187L141 188V191L142 192L144 191V193H145L146 192V188H148V187L151 188L152 187ZM80 184H82V183H79V185ZM38 186H39V184L32 185V186H29V187L35 189ZM231 186H233V188ZM140 188L138 190H140ZM262 188H263V190H262ZM37 189H40V187L37 188ZM165 190H167L166 192H169L172 189L169 190V189L166 188ZM71 191L73 192L75 190H71ZM254 192H255V194H254ZM1 196L2 195H0V199H2ZM229 197H231V199H229L230 201L227 200L228 202H226V198H229ZM121 198L123 200H121ZM236 198L238 199V201H237ZM15 200H17V203L15 202V204H18L19 205L20 203H18V199H15ZM234 200L236 201V203H235ZM28 201L27 202L25 201L24 203H26V204H24L22 207L21 206L19 207L20 210L22 209L21 210L22 212L25 211V213H26L25 215H26V217H28L27 221L30 220L29 219V215L31 214L30 212H32V209H30L31 206H38V205L41 206L42 205L41 208H46V207L47 208L48 207H51L52 208L51 205H55V204H51L50 205V202L51 201H47V202H49V204H44V203L41 204L42 200H40L37 203L35 202V200H32L31 202H28ZM108 201L109 200H106V201H104L105 203H102V204L106 205V203ZM247 201H249V200H247ZM18 205L13 206V204H9L8 206H5V207H9L12 210V208L18 207ZM94 205H95V207H94ZM94 205L91 207V210L92 211L95 210V211H93L95 213H101L102 210H101L100 206H98L97 204H94ZM57 206H59V205H57ZM76 207H80V206H76ZM15 208H14V210H15ZM105 208L108 209V207H104L103 209H105ZM190 208L191 207H187L186 206L185 209H190ZM240 208H237V209H240ZM237 209L232 208V210H236V211H237ZM56 210H58V209H56ZM74 210H76V209H74ZM212 210H213L214 213L211 212ZM28 211H29V213H28ZM54 211L55 210H53L52 214L54 216H56V214H55ZM115 211H114V213H115ZM18 212H19V210L17 212L14 211L15 215H18L17 214ZM122 212H123V214H122ZM133 212H134L135 215L132 217V216H130V214H133ZM185 212H187V210ZM206 212H208V213H206ZM169 213H172L173 214L174 212H169ZM2 215H3V213L0 214V218L2 217ZM125 215H129L130 218H126V217L124 218ZM32 218L35 219L34 217H32ZM54 218H56V217H54ZM198 219H200V220H198ZM36 220L39 221L37 218H36ZM36 220H33L32 223L26 221L25 226L27 227L26 228L27 230H25V232L30 231V233L31 232L32 233L33 232L36 233L37 232V229L38 230H41V228L44 227V225L41 226L42 224L41 225H36L35 224L36 223ZM78 221H80V220H78ZM145 222H146V224H145ZM198 222H200V224H198ZM80 225L82 227V224H80ZM125 227H127V228H125ZM176 229H177V231H176ZM178 229H181V230H178ZM183 229H185V230H183ZM83 230L84 231H87L85 228H83ZM59 232L60 231L58 230V233ZM165 232L167 233V235L166 236H163V233H165ZM171 233H174V235H173L174 237H173L172 240L169 237L171 235ZM148 234H150V233H148ZM80 235H82L81 234V229H79L74 236H80ZM125 237H127V238H125ZM78 238L80 240V237H78ZM78 238H76V240L73 241V242L75 243L78 240ZM53 239H54L53 240L54 243H53V246H51V247L48 246L50 244H44V243H46L45 237L43 238L42 243L44 245H47L49 247L48 249H50L51 251H52L51 248H54V251H55L54 253L60 254V250L58 249L59 245L57 244V242H58L57 234H56V236ZM184 239H186V238H184ZM195 239H193V241L191 239L188 242L193 243V244H197L198 241L197 242H194ZM34 240L37 241L36 239H34ZM224 240L225 241H229L230 245L229 244L228 245L223 244V241ZM260 240H262L263 243H264V237H262ZM184 242H187V241H184ZM168 245H170V244H168ZM175 246H176V248H175ZM177 246L178 247L180 246V247L178 248ZM114 247L117 248V245L114 244L113 249H114ZM121 247L124 248L125 247V244L124 243L121 244ZM217 247H218L219 250L216 249ZM222 247L225 249V251H222V249H223ZM56 250H58V251H56ZM115 250H117V249H115ZM127 250H129L130 252L127 253ZM77 251H69V250H67L65 254L68 257V254L70 252V254H69L70 258L75 261L76 260L75 259L76 254L77 253L79 254V252L80 253L83 252V250H80V251L77 250ZM177 251H179V252H177ZM103 252H106V251L104 250ZM219 252H221V253H219ZM150 253H152V252L150 251L148 254H150ZM238 253L236 252L234 256L235 257H238L237 256ZM82 254H84V253H82ZM221 254H222V256H221ZM60 255H58V257H60ZM71 255H72V257H71ZM88 255H90V254H88ZM105 257H107V258L110 257V254L109 255L108 254L105 255ZM132 257H135V258H132ZM124 258H127V259H124ZM218 258H219V260H217ZM45 259H48V257L47 258L45 257L44 258V261H45ZM78 259H80L79 258V255H78ZM100 259H101V257H100ZM100 259H99V262H96V260H95L96 263L95 262L94 263L95 264H98V263L99 264H104L103 262H101L102 259L101 260ZM206 260H207V262H206ZM26 261L28 262L29 260L25 259V262ZM35 261L37 263H40L37 259H35ZM65 263H67V261ZM18 264H26V263H24L23 260L22 261L20 260V262H18ZM176 264H178V263H176ZM179 264H186V263L185 262H179Z\"/></svg>", "mask_w": 264, "mask_h": 264}]
</instances>
